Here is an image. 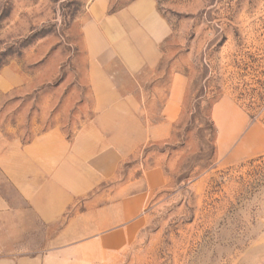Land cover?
I'll list each match as a JSON object with an SVG mask.
<instances>
[{
    "label": "rangeland",
    "instance_id": "1",
    "mask_svg": "<svg viewBox=\"0 0 264 264\" xmlns=\"http://www.w3.org/2000/svg\"><path fill=\"white\" fill-rule=\"evenodd\" d=\"M131 1L0 0V147L103 127L96 86L110 100L104 74L123 69L93 14ZM155 4L167 32L145 99L113 110L135 109L163 134L133 148L122 173L161 156L169 184L118 264H264V0Z\"/></svg>",
    "mask_w": 264,
    "mask_h": 264
},
{
    "label": "crops",
    "instance_id": "2",
    "mask_svg": "<svg viewBox=\"0 0 264 264\" xmlns=\"http://www.w3.org/2000/svg\"><path fill=\"white\" fill-rule=\"evenodd\" d=\"M93 16L123 69L104 74L110 100L96 86L97 104L109 107L96 121L103 127L89 122L71 137L49 129L0 147V264H118L145 225L147 206L168 187L161 156H146L140 172L139 162L121 171L133 148L163 137L160 125H145L135 109L113 110L143 104L167 26L155 0H133L104 21Z\"/></svg>",
    "mask_w": 264,
    "mask_h": 264
}]
</instances>
